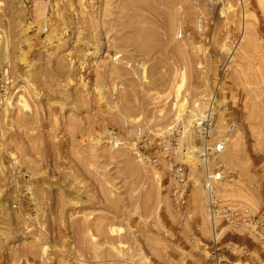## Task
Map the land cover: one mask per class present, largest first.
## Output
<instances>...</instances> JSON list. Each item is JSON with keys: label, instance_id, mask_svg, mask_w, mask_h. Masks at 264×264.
<instances>
[{"label": "rangeland", "instance_id": "1", "mask_svg": "<svg viewBox=\"0 0 264 264\" xmlns=\"http://www.w3.org/2000/svg\"><path fill=\"white\" fill-rule=\"evenodd\" d=\"M0 41V264H264V0H0Z\"/></svg>", "mask_w": 264, "mask_h": 264}, {"label": "bare ground", "instance_id": "2", "mask_svg": "<svg viewBox=\"0 0 264 264\" xmlns=\"http://www.w3.org/2000/svg\"><path fill=\"white\" fill-rule=\"evenodd\" d=\"M243 27H244V30L247 32L248 26H247L246 22L243 23ZM1 46H2V44H1V41H0V48H1ZM6 72H7V70L5 71V73ZM144 73H145V71H144ZM182 87H183V83L180 84L179 87H178V95H179ZM24 103L26 104V102H24ZM186 104H187V101L184 100L179 106L178 116H177V121L178 122L183 119L182 116L184 115L183 111L186 108ZM26 106H28V105L26 104ZM205 107H206V102H202V103L201 102H197L195 104L194 109L191 111L192 112V114H191L192 120H189L188 125L185 127V131H184L185 133L186 132L187 133L189 132V134L191 133V130H190L189 127H190L191 124H193V122H195V127H196V124H197V128H198V127H201V123L205 119H207L209 121V118H207L208 117L207 113L204 111ZM210 112H211L212 115L214 114V116L218 118V122L221 125L223 123V121H224V112L221 109L216 108V107H211ZM209 125L210 124L208 123V126ZM170 128H172V126ZM208 128L209 129H207V133H209V134L207 136V140L211 138V132H212V130L210 129V126ZM224 143H225V141H224ZM225 146H226V143H225ZM200 152H202V148H200L198 150V155H199ZM95 154H97L98 156L101 157V163H100V165H101L102 162L104 161L103 152L101 150H99V149H93L92 158L94 157ZM92 158H91V160H92ZM121 160L125 161L128 164H131L130 159L127 158V155H125V154L121 155ZM196 160L199 161L200 164H204L206 167H208V166L216 167V166L221 165V163L227 162V160L231 161V158H229L228 155H225L224 157H221L220 155H218V156H215V157H211L209 160L203 161L200 158V155H199L198 158H196ZM91 164L93 165V163H91ZM143 164L145 165L146 163L144 162ZM224 189L225 188H224L223 185L218 186L216 188L215 187L212 188L211 186L206 188L207 196H208V199L210 201L211 207L216 202L217 195L219 193H221ZM211 219H212V221H214V219H215L214 215L211 217ZM46 249H47V247L44 248V252H45Z\"/></svg>", "mask_w": 264, "mask_h": 264}, {"label": "built area", "instance_id": "3", "mask_svg": "<svg viewBox=\"0 0 264 264\" xmlns=\"http://www.w3.org/2000/svg\"><path fill=\"white\" fill-rule=\"evenodd\" d=\"M210 110L211 109L208 108L207 111H205L207 113V116H209V114L211 113ZM208 111L210 113H208ZM208 123H209V121L207 119H205L201 123V127H198L200 129L202 135H204L205 141H206V143L202 147V152H200V158L203 161L209 160L211 157L219 155L220 153L225 151V148H226L224 141H218L216 143H210L211 138L207 140V136L209 134V133H207V129H209L208 127L211 126V125L208 126ZM109 132L111 135L110 142H112V146L117 147V146L121 145L122 141H121V138L118 136V133L116 131H109ZM91 163H93L94 166H99L101 163V157L98 156L97 154H95L91 160ZM224 177H225L224 173L221 169L214 171L212 174L209 173L208 174V183H207L206 187L211 186L212 188H214L215 183L224 180Z\"/></svg>", "mask_w": 264, "mask_h": 264}]
</instances>
